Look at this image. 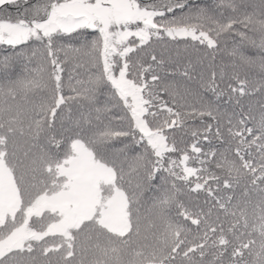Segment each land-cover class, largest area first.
Segmentation results:
<instances>
[{
    "label": "snow or ice",
    "instance_id": "snow-or-ice-1",
    "mask_svg": "<svg viewBox=\"0 0 264 264\" xmlns=\"http://www.w3.org/2000/svg\"><path fill=\"white\" fill-rule=\"evenodd\" d=\"M0 264H264V0H0Z\"/></svg>",
    "mask_w": 264,
    "mask_h": 264
}]
</instances>
